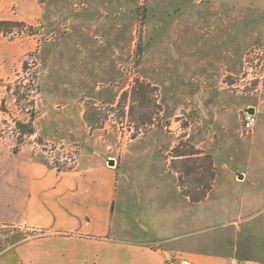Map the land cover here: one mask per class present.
<instances>
[{
  "label": "rangeland",
  "instance_id": "1",
  "mask_svg": "<svg viewBox=\"0 0 264 264\" xmlns=\"http://www.w3.org/2000/svg\"><path fill=\"white\" fill-rule=\"evenodd\" d=\"M0 21L2 147L114 159V234L173 261H264V0H5ZM34 234L0 224V257Z\"/></svg>",
  "mask_w": 264,
  "mask_h": 264
},
{
  "label": "crops",
  "instance_id": "2",
  "mask_svg": "<svg viewBox=\"0 0 264 264\" xmlns=\"http://www.w3.org/2000/svg\"><path fill=\"white\" fill-rule=\"evenodd\" d=\"M116 193V169L104 162L59 170L32 148L10 151L0 145V224L35 232L5 249L0 264H228L232 259L188 253L173 261L151 240L115 235Z\"/></svg>",
  "mask_w": 264,
  "mask_h": 264
},
{
  "label": "built area",
  "instance_id": "3",
  "mask_svg": "<svg viewBox=\"0 0 264 264\" xmlns=\"http://www.w3.org/2000/svg\"><path fill=\"white\" fill-rule=\"evenodd\" d=\"M258 79V87L260 88L263 84V76L257 75L255 77ZM257 124V115L256 113H250L249 110L245 112L244 119H243V129L247 132L253 131L254 127ZM228 264H249L247 260H240L237 258H232L229 260Z\"/></svg>",
  "mask_w": 264,
  "mask_h": 264
},
{
  "label": "trees",
  "instance_id": "4",
  "mask_svg": "<svg viewBox=\"0 0 264 264\" xmlns=\"http://www.w3.org/2000/svg\"><path fill=\"white\" fill-rule=\"evenodd\" d=\"M11 24H14V22L13 21H0V31L3 30L5 25H11ZM29 132L32 133L33 131L30 130Z\"/></svg>",
  "mask_w": 264,
  "mask_h": 264
},
{
  "label": "water",
  "instance_id": "5",
  "mask_svg": "<svg viewBox=\"0 0 264 264\" xmlns=\"http://www.w3.org/2000/svg\"><path fill=\"white\" fill-rule=\"evenodd\" d=\"M249 112L250 113H256V108H254V107H252L251 109H249ZM109 163H110V165H115V161H114V159H111L110 161H109Z\"/></svg>",
  "mask_w": 264,
  "mask_h": 264
}]
</instances>
